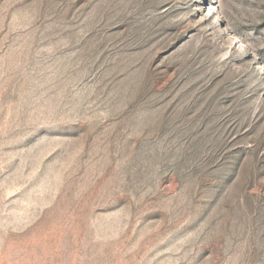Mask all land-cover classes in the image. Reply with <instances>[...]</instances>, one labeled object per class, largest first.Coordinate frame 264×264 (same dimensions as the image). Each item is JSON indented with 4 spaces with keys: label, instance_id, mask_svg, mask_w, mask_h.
Here are the masks:
<instances>
[{
    "label": "rangeland",
    "instance_id": "374dc122",
    "mask_svg": "<svg viewBox=\"0 0 264 264\" xmlns=\"http://www.w3.org/2000/svg\"><path fill=\"white\" fill-rule=\"evenodd\" d=\"M0 264H264V0H0Z\"/></svg>",
    "mask_w": 264,
    "mask_h": 264
},
{
    "label": "bare ground",
    "instance_id": "6f19581e",
    "mask_svg": "<svg viewBox=\"0 0 264 264\" xmlns=\"http://www.w3.org/2000/svg\"><path fill=\"white\" fill-rule=\"evenodd\" d=\"M239 48L242 49L243 52H244L240 57H242V58H246L245 56L250 57L249 53H247V50L244 48L243 44L240 43V47ZM239 48H238V51L240 50Z\"/></svg>",
    "mask_w": 264,
    "mask_h": 264
}]
</instances>
